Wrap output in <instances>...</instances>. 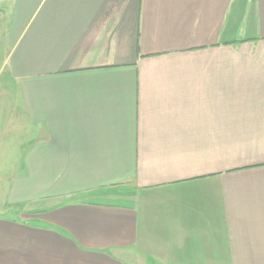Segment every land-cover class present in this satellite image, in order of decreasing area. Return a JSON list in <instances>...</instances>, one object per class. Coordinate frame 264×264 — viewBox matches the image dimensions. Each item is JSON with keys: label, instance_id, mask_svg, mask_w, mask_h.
<instances>
[{"label": "crops", "instance_id": "1", "mask_svg": "<svg viewBox=\"0 0 264 264\" xmlns=\"http://www.w3.org/2000/svg\"><path fill=\"white\" fill-rule=\"evenodd\" d=\"M1 108L0 264H264V0H0Z\"/></svg>", "mask_w": 264, "mask_h": 264}, {"label": "rangeland", "instance_id": "2", "mask_svg": "<svg viewBox=\"0 0 264 264\" xmlns=\"http://www.w3.org/2000/svg\"><path fill=\"white\" fill-rule=\"evenodd\" d=\"M7 115V111L4 108H1L0 110V119H2V141H1V150L0 151V157L4 154L5 151L7 153L0 158V170L2 172V178L5 176L10 175L12 172L15 171V168H11L9 166L10 163L14 162V155L16 154L14 151H11L13 149V146L19 145L20 140V131L12 130L11 133L6 134L5 133V121L4 118ZM6 147V148H4ZM20 170V168H19ZM11 184L2 183L0 184V213L2 207H7V209L4 211L5 216H8L10 218L12 217H18L19 211H20V205H9V190H10ZM2 198V199H1Z\"/></svg>", "mask_w": 264, "mask_h": 264}]
</instances>
